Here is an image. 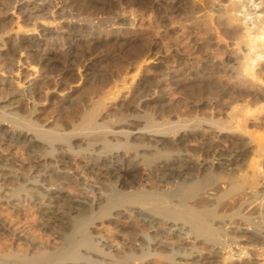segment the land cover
<instances>
[{
	"label": "bare ground",
	"instance_id": "6f19581e",
	"mask_svg": "<svg viewBox=\"0 0 264 264\" xmlns=\"http://www.w3.org/2000/svg\"><path fill=\"white\" fill-rule=\"evenodd\" d=\"M20 1L31 10L49 4L9 0L10 10ZM168 10L175 17L200 16L196 26L216 38L223 34L221 26L230 41L223 50L206 48L202 58H190L192 70L185 76L167 69L155 52L117 50L118 55L146 56L142 62L150 64L158 81L137 76L139 67L123 60L134 76H102L92 97L87 91L69 100L58 92L43 93L52 105L64 102L75 109L82 103L83 111H75L69 128H45L34 119V98L45 88L44 79L23 77L22 87L16 88L15 81L5 82L16 101L9 111L0 107V207L14 214L26 208L38 215V222L14 227L18 220L8 225L0 219V264H264V134L249 131L264 111V0H171ZM50 16L54 22L59 14L51 11ZM212 20H218L219 29ZM126 22L134 27L135 19ZM89 30L71 27L55 37L52 43L66 63L78 58L74 33L88 38ZM18 31L23 32L17 29L10 41L0 36V48L9 43L11 56H21L5 73L18 74L19 68L26 69L24 62H31L35 74L45 75L54 67L50 51L33 37L17 38ZM85 52L91 54L92 48ZM220 76L241 85L237 98L244 95L248 101H235L211 117L199 115L215 105L202 95L227 93L226 88L206 87ZM179 90L189 98L200 95L184 113L164 105ZM7 101L0 98V103ZM22 101L33 104L28 115L18 111ZM3 146L28 157L13 161L15 153L3 154ZM25 161L34 165L19 172L18 163ZM60 179L78 192H66ZM106 224L114 230L100 232Z\"/></svg>",
	"mask_w": 264,
	"mask_h": 264
},
{
	"label": "rangeland",
	"instance_id": "374dc122",
	"mask_svg": "<svg viewBox=\"0 0 264 264\" xmlns=\"http://www.w3.org/2000/svg\"><path fill=\"white\" fill-rule=\"evenodd\" d=\"M8 2L9 0H0V17H2V19L0 20V25L2 23L1 26L3 29L1 30V32L3 33H0V36L2 37L3 41H10V36L14 38L13 33L17 29H19L20 31H23L24 34H22L23 32L18 31L19 35L17 36V38L33 37L35 39V42L40 44L41 49L50 51L49 56H51V58L54 59L55 62L54 67L43 76H39L38 74L34 73L31 62H24L23 68L25 67L26 69H22L21 67L19 68L18 74L9 76V74H6L5 72L8 70V67H10V63L17 58L20 59L21 56H18L19 54L11 56L12 54L9 51L11 45L9 43L6 44V46L1 47L0 98H4L8 101L4 104L0 103V107H2L4 110L9 111L8 109L13 107L11 103L16 101V98H12V94H9V89L12 87H9L5 84L7 80L15 81L13 82V85H15L13 86V88H16V86L22 87L20 81H24L23 77H27L29 80L32 79L38 81L44 79V83L46 82L44 84L45 88L41 90L40 94L34 98L35 103H37L36 107L38 109L37 115L36 117H34V119H37V123H39V125L41 126H44L45 128H69L70 123L74 122V118L72 117L78 115L75 114L76 112L78 113L80 111L79 113H81L84 108L82 103L78 104L75 109L68 107V105H66V103L64 102L59 103L58 105H52L50 102H47L44 99L43 95L45 93L48 92V94H54L58 92L57 94L60 95L63 100H65L66 98L67 100H69L71 98H75L80 93V91H87L88 93H90L88 97H92L94 92H96V94L97 92H99L95 90H100L101 88L100 85H98V82L99 80H103L102 76L111 78V76L115 77L120 73H122L123 75L127 73L134 76L133 73L135 72V70H130V68L125 67V60H131V62L135 63V65L139 67L141 72L137 76H142L141 78H148L151 83L153 82L152 84H156L159 76L153 71L154 69L150 66V64L142 62V60L145 59L146 56H124L121 54L120 56L118 55L117 50L120 51V49L126 50L133 48L140 49L141 51L143 50V52L152 51L153 54L155 52V54L164 57L167 69H170V71L177 70L180 76H185V74L187 75L192 70L188 63H190V61L192 60H197L205 56L206 48H214L218 50L221 48L223 50L230 41L227 40L229 38L226 37V33H224L225 30L221 26L217 25L218 20H216V22L214 21L215 19H217L215 17H213V19H215L212 20L214 22L213 25L215 24L214 27H217L218 29L220 27L219 30L222 31L223 34H225L223 35L221 33V35L218 36L221 38V40H219L220 38H216L215 35L213 36L211 31H207V33H205L206 31L201 29L200 25L196 26L198 24H201L200 16H198V20L196 18V15H193L190 18H184L181 16L175 17L173 14L171 15L170 12H167L169 11L168 4H170L171 0H48V2L46 0L47 4L49 3L48 6L45 3H39L37 5L38 9L36 8L35 10H31V7L27 8L26 6H24L26 4L24 1H20L19 4H15V8L13 10H10L11 6L8 4ZM164 5L166 7L162 8ZM158 8H161L163 10H159ZM7 9L10 11L8 12V14L10 15H5L2 13L3 11H7ZM51 11L55 12V15L59 14V16L56 17V21L54 22H52L51 20ZM158 15L160 18L158 17ZM130 17H134L135 24L134 27L129 28L126 19ZM71 27H81V29L83 27H89L90 34L88 36L91 38L88 39L89 37L87 38L83 33H74V39L77 40V44L80 47L78 48L77 61L73 64H71V62L66 63L67 61L65 60V54H62L53 45L56 42L54 41L56 39L55 37L64 34L66 30ZM222 35L225 38L221 37ZM222 39L225 40L222 41ZM209 40L212 42L209 43ZM199 47L201 48V54H196L195 49ZM89 48H92L91 54H87L88 52H85ZM202 50H204L205 53ZM35 59L36 57L33 56L30 60ZM92 60H95V62L93 61V66L90 65ZM176 60L179 62H177ZM175 61L177 62V64L175 63ZM184 61H186V63ZM88 68L89 70H91L89 71ZM85 71L86 73H88V75L86 76ZM220 77L210 79L209 83L206 82V87L217 86L219 89L226 88L225 90H228L227 93L220 95V97L217 93H215L216 95H202L205 101L212 105L215 104L213 105V107H215L213 108L209 106L207 108H203L198 113L199 115L201 114V116L211 117V115L213 116L220 113L222 109H228L230 106L234 105L235 101V105H240L241 103L244 104L245 101H248V98H246L244 95H242L241 98H237L239 96L236 93L237 90H240L242 88L240 87L241 85L238 86L237 82H234V80L229 79L226 76H222L221 78ZM95 86L99 87L97 88ZM231 89L233 90L232 92H230ZM182 90L177 91V93L172 96L169 95V97L165 99L164 105H172L174 107L176 105L175 108L178 113H184L189 111L190 108H193L195 101H197L196 99H199L200 95H195L189 98L188 96L186 97L185 95L181 94L183 93ZM91 91L93 92L92 95ZM234 97H236V99ZM93 98H95V96ZM31 105L33 106V104ZM31 105L30 102L27 103L25 101H22L21 104H19V113L21 115H28L31 109ZM65 105L67 106V109L62 107ZM78 106L80 108H78ZM69 108L71 109L69 110ZM77 109L78 111H76ZM60 113L62 114L60 115ZM108 113L110 114L112 112ZM251 123L249 125L250 134L253 136L263 135L264 111L261 112L257 122ZM256 133H258L259 135ZM234 140L238 141L239 138L235 137ZM2 149H4L3 154H7L8 151L11 154L15 153L14 158H11L14 159L13 161L28 157V154L18 148L6 149V147L3 146L1 147V150ZM18 165L21 166H19L20 168L18 169V171L25 173L28 170L26 168L28 166H33L34 164L30 161H25V164L22 165L18 163ZM74 171L79 170L77 169ZM27 172H29V170ZM95 179L97 180V177ZM59 182L62 183V186L64 185V189L66 192H71V194L78 192V190L73 185L66 183L63 179H60ZM8 212L10 213L8 214ZM0 219L2 221L4 220L5 223L8 222V225H13L15 220H18L19 225H16L14 227H20L22 225L24 227H31L30 225L34 226L38 222V215L33 211H26V208L23 211H19L14 214L11 210L7 209V207L3 206V208L0 207ZM114 227L115 226L113 224H106L99 231L108 233V231L106 230H114ZM243 245H245V243H243ZM205 253L206 255L203 257L206 258L208 256L207 252ZM203 262L200 264H207L205 263L206 261Z\"/></svg>",
	"mask_w": 264,
	"mask_h": 264
}]
</instances>
